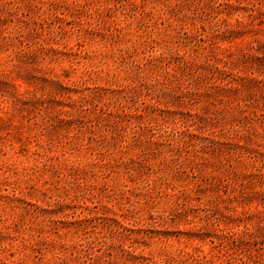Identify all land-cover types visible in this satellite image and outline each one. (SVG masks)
I'll return each mask as SVG.
<instances>
[{
  "label": "rangeland",
  "instance_id": "374dc122",
  "mask_svg": "<svg viewBox=\"0 0 264 264\" xmlns=\"http://www.w3.org/2000/svg\"><path fill=\"white\" fill-rule=\"evenodd\" d=\"M0 264H264V0H0Z\"/></svg>",
  "mask_w": 264,
  "mask_h": 264
}]
</instances>
